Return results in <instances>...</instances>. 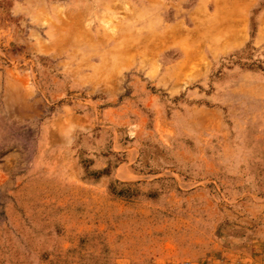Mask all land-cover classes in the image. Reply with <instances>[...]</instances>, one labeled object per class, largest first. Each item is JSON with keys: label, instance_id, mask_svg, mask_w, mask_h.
<instances>
[{"label": "rangeland", "instance_id": "1", "mask_svg": "<svg viewBox=\"0 0 264 264\" xmlns=\"http://www.w3.org/2000/svg\"><path fill=\"white\" fill-rule=\"evenodd\" d=\"M0 264H264V0H0Z\"/></svg>", "mask_w": 264, "mask_h": 264}]
</instances>
